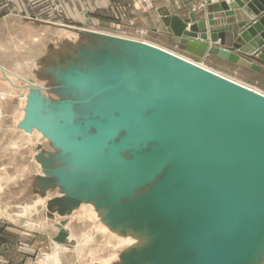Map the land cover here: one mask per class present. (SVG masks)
<instances>
[{
    "label": "rangeland",
    "instance_id": "374dc122",
    "mask_svg": "<svg viewBox=\"0 0 264 264\" xmlns=\"http://www.w3.org/2000/svg\"><path fill=\"white\" fill-rule=\"evenodd\" d=\"M137 1H132L134 8L147 10L153 8L158 0H153L150 8L137 4ZM206 5L193 7V13L205 10ZM54 8L56 13L60 12L58 7ZM99 18V21L92 20L89 24L71 23V28L42 27L36 35L38 49L32 52L26 49L23 53L25 61L30 62L24 63L25 72L38 78L41 91L52 100L91 98L90 94H70L72 90L67 92L70 95H64L62 83L53 79L69 65L83 64L77 47L81 43L89 51L101 52L103 57L102 62L100 59L97 61V77L92 80L95 85L116 83L129 68L136 81L133 78L124 80L118 90L119 95L115 91H105L91 98L87 106H80V103L74 105L70 124L65 121L70 112H48L64 132L70 133L64 149L71 147L73 137L75 141L82 140V136L91 138L97 135L96 120L100 123H106L109 117L114 120L112 128L106 131L108 137L102 142V150L94 151L88 159L87 151L81 147L75 149L71 159L67 149L53 146L35 129L28 134L17 130L14 123L1 128L0 162L6 171L2 170L0 179L2 185L4 182L7 185L5 190L0 187L2 223L10 227L17 223L21 225L23 218L18 216L27 215L24 211L30 209L26 204L31 198L34 174H41L42 167L37 158L39 155H53L51 164L96 175L88 186L92 202L82 204L78 212L69 213V219H66V227L73 236L72 243L68 239V245L76 244L71 252L66 253L69 264L255 263L258 254L251 255V248L255 243L257 221L264 218V194L234 232L224 228L218 230L203 204L192 202L189 190L179 194L180 181L186 178L182 171L175 174L181 154L175 152L165 156V146H170L188 128L185 116L198 119L207 111V103L221 108L222 100L216 94L213 97L206 85H202L203 93L197 88L191 89L187 80L196 78L197 73L183 64H171L169 60L148 52L137 43L147 40L134 32L131 26L114 27L108 17ZM74 26L87 30L81 31ZM113 40L120 41V46H114ZM49 42L54 46L51 47ZM52 56H56L54 71L49 69ZM92 62L88 60V63ZM200 63L264 92V78L255 73L231 69L217 61ZM168 70L171 76L166 72ZM109 72L115 78L105 80ZM99 107L101 110H98ZM120 117L124 120L116 122ZM1 118L6 119L2 113L0 121ZM129 134L136 137L146 135L147 138L137 141L128 137ZM113 151L117 155H112ZM1 166L0 169H3ZM94 201L98 207H94ZM17 206H21L20 211L15 209ZM47 252L43 253V257L48 255ZM59 258L62 259L61 256Z\"/></svg>",
    "mask_w": 264,
    "mask_h": 264
},
{
    "label": "water",
    "instance_id": "95a60500",
    "mask_svg": "<svg viewBox=\"0 0 264 264\" xmlns=\"http://www.w3.org/2000/svg\"><path fill=\"white\" fill-rule=\"evenodd\" d=\"M205 3L207 7L201 11L203 14L201 19H198L194 13L182 19L177 15L163 14L161 21L164 29L172 35L180 48L191 56L202 59L206 54H213L239 67L261 72L264 68V0H205ZM257 15L260 16L256 18ZM217 17L225 19L219 21ZM113 42H115L114 46L121 44L120 41L113 40ZM137 43L148 52L169 60L171 64H183L187 69L195 71L197 77L187 80L191 89L197 88L203 93L202 85H206L207 91H210L213 97L216 94L222 100L221 108L207 103V111L198 119L185 116L188 128L170 146H165L167 150L165 156L169 157L175 152L182 156L175 167V174L181 171L186 174V178L180 181L179 194L183 195L189 190L192 193V202L203 204L208 216L218 226V230L224 228L230 233L234 232L264 194V95L227 84L171 55L144 46L140 42ZM77 47L83 64L69 65L61 70L58 76L53 77L54 80L62 83L61 89H65L64 95L90 94L91 98H94L104 94L105 91H115L114 93L119 95L118 90L121 89L124 80L133 78L136 81L129 68L124 75L119 76L116 83L106 82L102 86L95 85L92 80L97 77L95 73L97 61L99 59L103 61L101 52L89 51L88 47L82 44L81 47ZM88 60L91 62L95 60L96 64L95 61L90 64ZM54 67L55 65H52L49 69L52 68L54 71ZM169 70L166 72L171 76ZM114 78L113 73L109 72L105 75V80ZM38 90L41 91V87ZM91 98L76 100L65 97L56 101L45 96L41 91L35 101L30 97L27 99L23 118L18 127L25 132H32L35 129L48 138L53 146L64 149L70 133L64 132L58 121H53L48 112L52 113L56 110L60 114L64 111L70 112L65 119L70 124L71 110H75L72 109L73 106L78 103L80 106H87ZM98 110L101 108L99 107ZM109 119L106 123L96 120L98 133L94 137L81 135L83 139H75V141L73 137L71 147L64 149L69 151L68 156L73 159L75 151L80 147L87 151V159L94 154V151L102 150V142L104 143V139L108 137L106 131L112 128L114 121L111 117ZM123 120L120 117L116 122ZM127 136L136 140L147 138L146 135ZM116 153L113 151L112 155H117ZM53 159V155L50 157L39 155L37 158L42 167L41 174L37 176L41 187L52 186L59 189V196L47 206L45 214L50 218L54 217V213L51 212L52 205L57 204L55 213L63 216L83 202H92L88 186L96 179V175L51 164ZM97 205L98 203L94 201V207H98ZM262 206L264 213V200ZM260 220L261 218L257 221L258 225ZM62 224L57 225L58 230L54 240L59 244L68 245V232Z\"/></svg>",
    "mask_w": 264,
    "mask_h": 264
},
{
    "label": "crops",
    "instance_id": "0c3cea01",
    "mask_svg": "<svg viewBox=\"0 0 264 264\" xmlns=\"http://www.w3.org/2000/svg\"><path fill=\"white\" fill-rule=\"evenodd\" d=\"M132 1L0 0V113H2V117L6 118H1L0 136L2 134L1 128L6 127L8 123L9 126L10 123L11 125L14 123L17 130H23L18 127V124L23 118L27 99L30 97L35 101V98L40 96L41 91L38 88L41 85L38 78L27 75L24 70V63L28 61L23 58V53L26 49H29V52L38 49L39 41L36 35H39L42 27L62 26L71 28L73 27L71 23L89 24L92 20L99 21L101 19L99 16H105L115 25L114 27L131 26L130 28L146 39L147 42L172 50L192 60L200 62L217 61L231 69L255 73L258 77L264 78V68L261 72L252 71L213 54H206L202 59L191 56L185 53L180 45L174 41L172 35L164 29V24L161 21L163 14L177 15L182 19L193 13L192 8L200 3H205V0H158L153 8L147 10L134 8ZM55 6L60 9V12L56 13ZM201 11L194 12L198 19L203 17ZM48 15H50L48 18L42 17ZM259 16L257 15L256 18ZM217 19L220 21L225 18L217 17ZM75 28L81 31L87 30L81 27ZM49 45L54 46L52 42H49ZM78 46L81 47V43ZM33 58L34 56L31 55V59ZM51 63L55 65L56 56H52ZM36 70L38 73L37 68ZM13 116L16 118L14 119ZM1 168L3 169H0V176L3 174L2 170L6 171L5 166H1ZM4 174L6 175V172ZM39 174H34L35 181L31 186V198L26 204L30 209L24 211L28 214L18 216L23 218L21 225L19 223L15 224L14 227L4 225L0 217V264H69L70 262L66 259V253L71 252L76 244L57 243L54 240L58 230L57 225L63 223L62 227L67 230L68 239L72 243V232L67 229L65 224L66 219H69L67 216L69 213L78 212L80 206L86 202L81 203L63 216L55 213L57 204L52 205L51 212L54 213V217H47L45 209L47 210L50 201L59 196V189L52 186L41 187L40 180L37 178ZM4 183L2 185V179H0L1 190L6 189L7 185ZM15 209L20 211L21 206H17ZM46 251H48V255L43 257V253ZM60 256L62 259L59 258Z\"/></svg>",
    "mask_w": 264,
    "mask_h": 264
},
{
    "label": "bare ground",
    "instance_id": "6f19581e",
    "mask_svg": "<svg viewBox=\"0 0 264 264\" xmlns=\"http://www.w3.org/2000/svg\"><path fill=\"white\" fill-rule=\"evenodd\" d=\"M227 1H231V0H227ZM139 41L144 46H148V47H151L153 49L159 50L163 53H166L168 55H171L172 57H174L176 59H179L185 63H188L192 67L198 68V69L206 72L207 74H209L211 76H214V77H217L218 79H221L223 82H225L227 84H232V85L239 87L240 89L249 90V91L264 95V92L261 91L260 89L254 87V86H251L247 83H244L240 80H237L231 76L223 74L222 72H219L213 68H210L203 63L196 62L190 58H187L183 55H180L179 53H176L172 50L166 49V48L161 47L159 45L147 42L145 40H139ZM51 108H54V107H51ZM254 238H255V243L253 244V246L251 248V255L252 254H254V255L258 254V259L253 264H264V218L259 221L258 229L256 230Z\"/></svg>",
    "mask_w": 264,
    "mask_h": 264
},
{
    "label": "built area",
    "instance_id": "2783aa9c",
    "mask_svg": "<svg viewBox=\"0 0 264 264\" xmlns=\"http://www.w3.org/2000/svg\"><path fill=\"white\" fill-rule=\"evenodd\" d=\"M153 0H138L136 3L144 7L150 8ZM204 3H200L197 8H202Z\"/></svg>",
    "mask_w": 264,
    "mask_h": 264
}]
</instances>
